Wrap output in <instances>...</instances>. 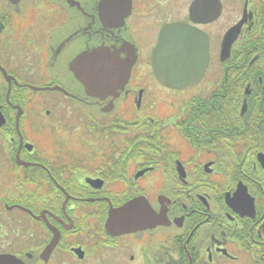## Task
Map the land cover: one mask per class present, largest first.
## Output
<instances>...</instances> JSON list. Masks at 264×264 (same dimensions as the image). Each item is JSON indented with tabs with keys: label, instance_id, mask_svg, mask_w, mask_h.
<instances>
[{
	"label": "flooded vegetation",
	"instance_id": "obj_1",
	"mask_svg": "<svg viewBox=\"0 0 264 264\" xmlns=\"http://www.w3.org/2000/svg\"><path fill=\"white\" fill-rule=\"evenodd\" d=\"M174 26L206 44L182 88L152 65ZM97 48L133 63L92 95L71 66ZM136 198L155 225L108 235L109 209ZM0 255L264 264V0H0Z\"/></svg>",
	"mask_w": 264,
	"mask_h": 264
},
{
	"label": "water",
	"instance_id": "obj_2",
	"mask_svg": "<svg viewBox=\"0 0 264 264\" xmlns=\"http://www.w3.org/2000/svg\"><path fill=\"white\" fill-rule=\"evenodd\" d=\"M181 33L180 26L164 27L161 31L156 47L152 55V65L156 78L165 86L171 88H182L185 85L196 82L205 65L207 54L204 53L206 44L202 42L201 36H167L171 32ZM232 41L236 36H225ZM204 44V45H203ZM123 62L107 49H95L86 55H80L72 63V70L82 80L89 94L97 95L101 89L110 88L118 82L127 80L129 70L133 63L128 61L126 71L120 69ZM85 65H90V71ZM29 146V145H28ZM30 147V146H29ZM19 164L23 163L16 157ZM153 213L147 201L136 198L130 200L120 207L110 208L104 223V230L110 236H120L141 229L153 227ZM59 241V233L53 231V236L41 257H49L51 251ZM78 253V248L74 249ZM8 258L9 264H22L13 255H0Z\"/></svg>",
	"mask_w": 264,
	"mask_h": 264
},
{
	"label": "rangeland",
	"instance_id": "obj_3",
	"mask_svg": "<svg viewBox=\"0 0 264 264\" xmlns=\"http://www.w3.org/2000/svg\"><path fill=\"white\" fill-rule=\"evenodd\" d=\"M71 142H72L73 144H71V143H70V144L73 145L74 147H75V146H78V145L81 144V142H80L79 140H77V139H75V140L73 139ZM65 143H69V142L65 140ZM66 145H67V144H66ZM15 219H16V218H14V220H15ZM18 219H20V217H17V220H18ZM15 226H16V227H13V228H12L13 230L16 231V229H21L19 224H18V225H15ZM21 230H22V229H21ZM14 243H15V242H13L12 244H14ZM57 256H58V257H63L64 255L61 254V253H57Z\"/></svg>",
	"mask_w": 264,
	"mask_h": 264
}]
</instances>
